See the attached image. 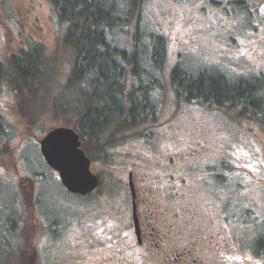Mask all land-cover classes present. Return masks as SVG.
<instances>
[{
  "label": "rangeland",
  "instance_id": "obj_1",
  "mask_svg": "<svg viewBox=\"0 0 264 264\" xmlns=\"http://www.w3.org/2000/svg\"><path fill=\"white\" fill-rule=\"evenodd\" d=\"M142 8V26L166 41L154 120L106 128L103 158L95 141H81L100 182L78 195L38 142L52 127L75 126L93 88L66 84L74 55L52 0H0V264H124L120 244L96 243L94 233L111 227L107 215L131 210L130 170L140 208L160 210L174 240L264 244V115L187 100L171 80L175 65L264 79V0H144ZM117 33L130 48V34ZM29 54L39 77L19 89L12 60Z\"/></svg>",
  "mask_w": 264,
  "mask_h": 264
},
{
  "label": "trees",
  "instance_id": "obj_2",
  "mask_svg": "<svg viewBox=\"0 0 264 264\" xmlns=\"http://www.w3.org/2000/svg\"><path fill=\"white\" fill-rule=\"evenodd\" d=\"M52 1L60 18L67 23L66 46L74 55L66 84H74L81 90L84 81L93 88L78 107V121L73 128L81 141L86 138L95 141L103 158L108 151L106 128L154 120L157 106L152 90L161 85L158 74L165 60V37L142 26L144 0ZM116 31L130 34L133 40L130 48L117 44ZM22 58L12 60L19 89L27 88L34 75L39 77L33 57L29 54ZM20 60L27 64L22 67ZM171 80L176 91H181L187 100L222 107L237 116H246L247 112L264 115L262 78L231 79L217 69L203 68L194 73L175 65Z\"/></svg>",
  "mask_w": 264,
  "mask_h": 264
},
{
  "label": "flooded vegetation",
  "instance_id": "obj_3",
  "mask_svg": "<svg viewBox=\"0 0 264 264\" xmlns=\"http://www.w3.org/2000/svg\"><path fill=\"white\" fill-rule=\"evenodd\" d=\"M134 187L139 231L136 232L131 210H127L125 218L115 212L107 215L104 222L111 227L94 233L96 243L120 244L118 259H125L124 264H264V244H242L236 235L227 240L217 235L188 234L174 240L171 225L160 210L140 208L137 186Z\"/></svg>",
  "mask_w": 264,
  "mask_h": 264
},
{
  "label": "water",
  "instance_id": "obj_4",
  "mask_svg": "<svg viewBox=\"0 0 264 264\" xmlns=\"http://www.w3.org/2000/svg\"><path fill=\"white\" fill-rule=\"evenodd\" d=\"M38 143L44 161L58 173L60 182L67 191L87 195L97 188L100 182L99 176L92 172L91 160L84 152L80 136L73 127H52L45 132ZM128 187L132 220L138 232L136 192L131 170L128 172Z\"/></svg>",
  "mask_w": 264,
  "mask_h": 264
}]
</instances>
